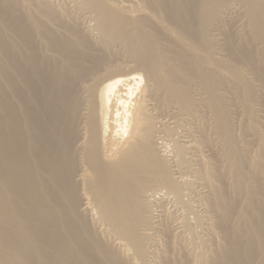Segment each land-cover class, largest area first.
<instances>
[{
	"label": "bare ground",
	"instance_id": "bare-ground-1",
	"mask_svg": "<svg viewBox=\"0 0 264 264\" xmlns=\"http://www.w3.org/2000/svg\"><path fill=\"white\" fill-rule=\"evenodd\" d=\"M240 1L251 18L250 32L264 45L261 0ZM82 2L96 13L103 35L123 44L137 61L136 71H143L144 79L155 83L162 55L156 53V40L146 20L126 18L102 0ZM152 2L189 34L196 26L210 28L223 5L221 0ZM34 9L48 27L42 26L40 44L34 43L32 34L33 42L18 39L20 46L14 49L11 62L10 97L0 94V264H104L99 256L125 264L92 231L83 211L92 204L100 221L112 224L119 239L128 237L138 256L143 251L134 236L142 224L134 219V195L127 186L130 166L145 163L143 170L155 181L177 191L179 185L168 177L154 151L152 118L147 112L134 116V98L143 77L135 72L102 77L100 68L107 59L83 32L69 26L45 3H35ZM245 47H231L230 52L250 62L257 87L233 64L225 66L255 96L264 85V46L260 60ZM201 85L215 109L216 131L235 159L237 151L222 117L216 83L204 76ZM170 94L184 97V90H170ZM130 129L126 145L114 151L111 140L123 139ZM107 150L110 157L105 155ZM231 167L237 183V162ZM224 189H217L213 198L220 220L227 223L231 208ZM233 193L237 194L234 188ZM242 203L244 207L237 211L242 224L232 226L225 249L210 264H264V200L259 202L254 194L246 193ZM152 212L150 221L156 217ZM145 222L143 230H152L151 222Z\"/></svg>",
	"mask_w": 264,
	"mask_h": 264
},
{
	"label": "rangeland",
	"instance_id": "rangeland-1",
	"mask_svg": "<svg viewBox=\"0 0 264 264\" xmlns=\"http://www.w3.org/2000/svg\"><path fill=\"white\" fill-rule=\"evenodd\" d=\"M82 1L0 0V94L5 99L10 97L14 49L26 40L40 44L42 26L48 27L46 19L34 9L37 2L45 3L69 26L83 32L95 51L105 56L107 63L99 72L105 73L102 77L132 72L142 75L134 98V116L147 112L152 118L154 151L165 164L168 177L179 185L177 191L155 181L149 171L143 170L145 163L130 166L127 186L134 195V219L139 218L142 224L134 236L141 241L143 253L138 256L130 248L128 237L119 239L113 225L100 221L88 202L87 209L82 206L84 217L92 231L125 264H210L225 249L232 226L242 224L237 220V211L244 207V194H254L259 202L264 200V85L251 96L237 74L225 66L233 64L250 83L259 84L250 62L230 52L231 47L244 45L260 60L264 45L250 32L251 18L240 0H221L218 20L210 28L196 26L189 34L179 30L166 10L155 7L152 0H102L126 18L146 20L145 26L156 40V53L162 55L155 83H150L144 79L143 71H136L137 61L128 49L103 35L97 27L96 13ZM261 5L264 14V0ZM204 76L216 83L222 117L237 151L235 159L216 131L215 109L201 85ZM170 90H184V97H173ZM130 134L131 129L123 139L111 140L114 151L126 145ZM109 153L107 150L105 155ZM234 161L237 183L231 167ZM85 174L89 175L87 170ZM217 175L221 177L219 181ZM223 188L231 208L227 223L220 220L219 205L213 198L214 192ZM150 209L156 216L154 222L148 218ZM142 221L151 222L153 229L143 230L146 222ZM98 259L104 264H119L117 260L109 262L105 256Z\"/></svg>",
	"mask_w": 264,
	"mask_h": 264
}]
</instances>
